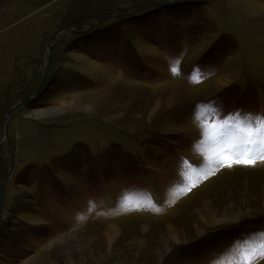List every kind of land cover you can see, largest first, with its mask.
Listing matches in <instances>:
<instances>
[{
  "label": "rangeland",
  "instance_id": "1",
  "mask_svg": "<svg viewBox=\"0 0 264 264\" xmlns=\"http://www.w3.org/2000/svg\"><path fill=\"white\" fill-rule=\"evenodd\" d=\"M158 1L170 0H0V195L14 163L0 264H243L242 252L261 248L264 160L213 163L219 146L194 113L211 104L202 121L231 117L225 132L264 116V0L136 10ZM51 53L43 89L15 111L6 138V111L40 86ZM223 76L229 84L215 86ZM179 90L176 103L151 110ZM78 97L100 102L90 113ZM205 201L232 218L199 235Z\"/></svg>",
  "mask_w": 264,
  "mask_h": 264
},
{
  "label": "snow or ice",
  "instance_id": "2",
  "mask_svg": "<svg viewBox=\"0 0 264 264\" xmlns=\"http://www.w3.org/2000/svg\"><path fill=\"white\" fill-rule=\"evenodd\" d=\"M178 63V61H177ZM173 73L177 72L175 67ZM216 109L211 104H201L196 106L194 118L201 123L204 135L210 139L214 146L211 161L216 165L231 167L233 164L254 165L257 159L264 160V116L255 117V124H244L238 122L235 130L225 132L228 120L210 119L202 121L203 115L207 112H215ZM228 139L225 140L224 137ZM228 146L229 154H225L224 145ZM245 255L243 264H253V259L264 257V242L259 250L253 249L251 253H241Z\"/></svg>",
  "mask_w": 264,
  "mask_h": 264
},
{
  "label": "bare ground",
  "instance_id": "3",
  "mask_svg": "<svg viewBox=\"0 0 264 264\" xmlns=\"http://www.w3.org/2000/svg\"><path fill=\"white\" fill-rule=\"evenodd\" d=\"M230 77H232V76H230ZM221 78V77H220ZM233 79V78H232ZM231 80L229 79V78H225V79H218L217 80V87H223V86H225V85H227L229 82H230ZM117 85V84H116ZM135 85H133V87H134ZM216 86V85H215ZM116 87V86H115ZM117 88V87H116ZM160 88V87H159ZM138 90V89H137ZM176 90V89H175ZM111 91H115V93H116V90H111ZM140 92V91H139ZM119 93V92H118ZM138 93V92H137ZM160 93V92H159ZM158 93V94H159ZM117 94V93H116ZM134 94V93H133ZM161 94V93H160ZM159 94V95H160ZM185 94V92H181L180 90L179 91H173L172 93H168V92H163L162 93V95L158 98V101H156L157 103H156V105H155V107H151V110L152 111H155L156 109H158L159 107H160V109L161 108H164L165 106L167 107V106H169V105H172L173 103H176L177 101H178V97H182L183 95ZM112 96V95H111ZM131 96V95H130ZM135 96H137L138 97V94H135ZM131 97H133L134 98V95L133 96H131ZM136 97V98H137ZM103 98H105V97H103ZM101 99V103H106V102H109V101H107L106 99ZM111 98V97H110ZM130 98V97H129ZM85 99H81L80 97H78V98H74L73 99V101H74V105L76 104L78 107H81V108H83V109H85L86 108V110L88 111V112H92V110H93V108H95L98 104H99V102L100 101H98V100H95L94 101V104H91V105H89L88 104V102H85L84 101ZM131 101H132V98H131ZM128 103H129V101H127ZM133 102V101H132ZM93 103V102H92ZM154 103V102H153ZM130 104H132V103H130ZM127 105V104H126ZM130 106V105H129ZM88 108L90 109V110H88ZM127 108V107H126ZM108 122V121H107ZM3 149V148H2ZM3 152H4V149H3ZM2 152V154L4 155V153ZM262 197H263V200H264V195H262ZM198 203V202H197ZM195 205V204H194ZM211 204H210V202L209 203H207L206 201L205 202H203V204H202V206L201 207H199V208H197L196 209V215L198 216L199 215V219H200V225L201 226H197L196 228H197V231L200 233L199 235H201V234H203L205 231H206V229H205V227H208V226H211V225H213V224H216V223H219V222H221L222 220H227L228 221V219L230 220V218H232L231 217V215H228V214H226V213H224L223 214V216L222 217H218V216H216V211L215 210H213L212 208H211V206H210ZM262 206H264V205H262ZM258 208H261V206L260 207H258ZM184 222V221H183ZM146 225L147 224H143V227L145 228L146 227ZM195 225H199L198 223L196 224L195 223ZM206 225V226H205ZM148 226V225H147ZM117 226L116 225H114V226H112V227H110L111 229L110 230H108L107 232H106V236L105 237H109V239L112 237V236H114V235H116L117 234V232H118V228H116ZM167 227H168V229H175L174 227H173V225L172 224H170V223H168L167 224ZM201 229V230H200ZM181 235V234H180ZM180 235H177V234H175V236H174V240H175V242L176 243H183V242H188V239H183ZM198 235V236H199ZM176 246V245H175ZM169 247V246H168ZM163 256L161 255L160 256V259L162 258ZM160 262V261H159Z\"/></svg>",
  "mask_w": 264,
  "mask_h": 264
},
{
  "label": "water",
  "instance_id": "4",
  "mask_svg": "<svg viewBox=\"0 0 264 264\" xmlns=\"http://www.w3.org/2000/svg\"><path fill=\"white\" fill-rule=\"evenodd\" d=\"M178 1H181V0H170L169 2L158 1V2H156L154 4H152V5L141 6V7H139L136 10H146L147 8H150L151 6L168 5V4H171V3L178 2ZM130 14H131V12L130 13H125L124 12L122 14L112 15V16L100 21L96 26H100V25H102L103 23L107 22L108 20H110L112 18H118V17L122 18V17L128 16ZM91 29H93V28H87V29H84V30H82L81 28H76V27L75 28L74 27L66 28V30L68 31L70 36L75 35V34H80L82 32L88 33V32L91 31ZM63 31H64V29L58 30L52 35V37L50 39V42H49L50 43L49 44V50L51 52H52V41L54 39L57 40L60 37H65L63 34H61V32H63ZM70 36H68V37H70ZM68 37H66V38H68ZM51 65H52V53L50 54L49 62L47 64V66L45 67L44 75H43L42 82H41L40 86L36 89V91L32 95L23 98L17 104H15L14 106H12L11 108H9L6 111L5 119H4V121L6 123V127H5V130H4V135L6 136V138H9L8 124H9L10 118L15 113V111L20 109L26 102L30 101V99L36 97L39 94V92L43 89L44 84H45L46 79H47L48 72H49V70L51 68ZM0 150H1V152H3L2 147L0 148ZM13 168H14V163L11 164V167H10L9 171L7 172L6 177L4 178V181H3L2 185H1V190L2 191H1V195H0V222L2 220V216L4 215V211H3V208H2V205H3V189H4V186H5L6 182H7V180L10 178V175H11V172H12Z\"/></svg>",
  "mask_w": 264,
  "mask_h": 264
},
{
  "label": "crops",
  "instance_id": "5",
  "mask_svg": "<svg viewBox=\"0 0 264 264\" xmlns=\"http://www.w3.org/2000/svg\"><path fill=\"white\" fill-rule=\"evenodd\" d=\"M246 2H247V3H251V0H246ZM225 78H229V79H230L229 76H223V77H221V78L219 77V78H217V79L214 81L213 84L216 85L218 79L220 80V79H225ZM230 80H231V79H230ZM228 84H229V83H228ZM228 84H227V85H228ZM145 87H146V86H145ZM205 91H207V90H204V91H202V92H205ZM207 93H208V92H206V94H207Z\"/></svg>",
  "mask_w": 264,
  "mask_h": 264
}]
</instances>
